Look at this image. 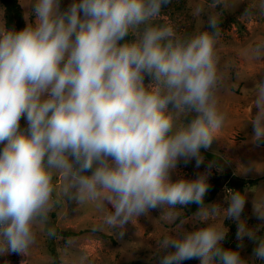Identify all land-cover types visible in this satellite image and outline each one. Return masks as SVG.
Segmentation results:
<instances>
[{"label":"clouds","instance_id":"9594fccd","mask_svg":"<svg viewBox=\"0 0 264 264\" xmlns=\"http://www.w3.org/2000/svg\"><path fill=\"white\" fill-rule=\"evenodd\" d=\"M240 2L211 0L207 13L197 3L192 14H206L210 30L191 33L154 23L172 0H74L63 10L61 0H35V20L26 16L23 29L0 25V255L28 258L41 235L55 237L51 213L69 197L94 206L109 229L162 208L153 223L176 229L153 237L159 264H264V186L226 187L222 209L205 204L213 167L222 171L216 161L194 179H171L181 161L200 168L201 149L220 137L227 119L221 17ZM239 18H264V0H250ZM243 57L264 65V37L248 42ZM244 112L254 133L245 143L259 147L264 79L250 89ZM258 164L240 170L264 173ZM250 193L261 222L254 226L242 218ZM190 204L198 205L191 219L207 226L181 236ZM225 221L236 225V249L223 247ZM245 238L256 245L249 259L240 253ZM72 245L66 238L62 264H88Z\"/></svg>","mask_w":264,"mask_h":264},{"label":"rangeland","instance_id":"374dc122","mask_svg":"<svg viewBox=\"0 0 264 264\" xmlns=\"http://www.w3.org/2000/svg\"><path fill=\"white\" fill-rule=\"evenodd\" d=\"M20 1L24 8L25 17L27 16L29 20L31 15L35 16V0H31V2L30 0ZM73 2L74 0H61V9L67 8ZM232 2H239V0H232ZM249 2L250 0H241L234 9L223 12L220 24L222 34L217 45L221 67L226 72V91L220 95V107L227 113V119L223 126L224 133H231L229 139L236 140L238 145L237 147L233 146L232 142L230 140L225 141V138L222 139L223 145L220 142L212 141L207 150L201 149L205 161L200 168L195 167L194 160L187 165L181 161L177 170L171 174L173 181L180 176L194 179L198 173L206 170L208 162L216 161L222 171H217L214 166L209 182L215 178H220V181L217 187L206 197L208 200L206 204L218 203L222 209L228 207L224 201L226 187L243 191L249 185L264 186V173L255 171L246 175H256L259 178L246 177L232 169L229 159V157H234L238 151L242 152L243 149L247 148L259 152L260 155L259 158L248 156L247 166L252 162L264 163V153L262 154L264 142L259 147L250 142L245 143L247 140H251L254 133L250 123L245 125L244 108L250 102V89L254 87L255 81L264 79V74H260L264 72V65L258 66L251 61H245L243 57V48L248 42L257 37H264V18L250 20L239 18L248 7ZM197 3L204 5L206 13L209 11L208 5L210 3L206 0H172V3L162 11L161 16L154 22L171 24L180 33L210 30L207 25L206 14L199 17L192 14ZM221 10L222 8L220 10L217 8V11ZM0 25L4 27V10L1 4ZM237 73H239V77H237ZM145 83H150V78L147 76ZM20 126L21 129L26 127V120L23 117ZM3 147L4 145L0 144V150ZM257 167L264 168V164H258ZM65 201L66 204L62 203L51 213V224L56 228V236L49 238L41 235L38 245L31 249L28 258L19 255L21 263L25 260H27L26 264H56L58 261L61 262L60 257L63 253L64 241L66 238L72 237L71 253L77 255L80 252H86L89 257L88 264H134V262L159 264L156 256V241L153 237L158 238L161 234L170 233L176 229V226L172 227V224L159 221L153 223L159 219L163 212L162 208L150 210V219L141 216L135 225L128 223L123 229L119 226L109 229L102 224V218L94 206L80 207L74 199L69 197H65ZM242 215L256 218L253 214L251 193ZM225 225L228 227L226 221ZM206 226L207 222L189 220L183 225L180 235L182 236L184 231H194ZM94 228L102 230L93 231ZM172 234L176 235L175 232ZM255 246L253 241L246 243L242 249V258H251ZM8 261L9 254L0 255V264H6ZM183 264H199V260H187Z\"/></svg>","mask_w":264,"mask_h":264},{"label":"trees","instance_id":"16d2710c","mask_svg":"<svg viewBox=\"0 0 264 264\" xmlns=\"http://www.w3.org/2000/svg\"><path fill=\"white\" fill-rule=\"evenodd\" d=\"M206 1L208 3H211V0H206ZM0 4L2 5L3 10H4V28L6 30L15 29L18 31V30L23 29L26 26L24 8L20 0H0ZM63 9L65 8H62V10ZM220 9L221 7L218 6V10ZM163 10H165V8ZM34 19H35V16L31 15L29 20L34 21ZM219 181H220V178H215L213 181L209 182L210 190L205 196V204L208 201L206 197L212 190H214L217 187ZM197 210H198V205L190 204L184 210H182L181 218L186 219V220H192L191 217L194 216ZM242 218H247L248 224L250 226H254V225L261 223L259 220H257V218H252L250 216H243ZM226 224L229 228V232L225 238V241L223 242V247L226 249H236L237 243H239L236 240V236H235L236 230H237L236 225L232 221H226ZM174 226L176 225L172 224V227ZM165 228H168V227L165 226ZM262 234H264V232H262ZM249 241L251 240L245 238L243 244L245 245ZM242 249L240 250V253H242ZM60 263L61 262L58 261L56 264H60ZM6 264H22L19 260V254L9 253V261ZM134 264H140V262H134Z\"/></svg>","mask_w":264,"mask_h":264},{"label":"crops","instance_id":"0c3cea01","mask_svg":"<svg viewBox=\"0 0 264 264\" xmlns=\"http://www.w3.org/2000/svg\"><path fill=\"white\" fill-rule=\"evenodd\" d=\"M229 134H225L224 133V127L222 128V130L218 133V135L220 137H217V138H214L213 141L214 142H220L221 145H223V142H222V139L225 138V141H228L230 140L233 144V146L237 147L238 143L236 140H231L229 139ZM264 153V151H262V154ZM227 156V155H226ZM248 156H255L257 158H259V152L253 150V149H243L242 152L238 151L234 157H229L230 159V163L232 164V169H234V171H236L237 173L241 174V175H244L246 177H254V178H259L258 176L254 175V176H251V175H246V174H251L253 172H255V169L247 172V173H244L242 172L240 169L241 167H247L246 165V162H247V158ZM229 163V162H228ZM262 178V177H261Z\"/></svg>","mask_w":264,"mask_h":264}]
</instances>
